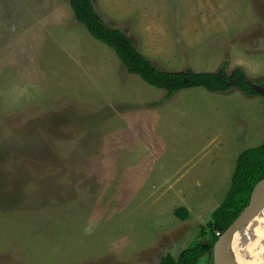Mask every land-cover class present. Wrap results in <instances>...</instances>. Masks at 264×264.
I'll return each mask as SVG.
<instances>
[{
  "label": "rangeland",
  "instance_id": "374dc122",
  "mask_svg": "<svg viewBox=\"0 0 264 264\" xmlns=\"http://www.w3.org/2000/svg\"><path fill=\"white\" fill-rule=\"evenodd\" d=\"M94 1L159 68H245L263 87L264 0ZM249 96L168 97L70 0H0V264H161L211 239L238 154L264 142V93Z\"/></svg>",
  "mask_w": 264,
  "mask_h": 264
},
{
  "label": "trees",
  "instance_id": "16d2710c",
  "mask_svg": "<svg viewBox=\"0 0 264 264\" xmlns=\"http://www.w3.org/2000/svg\"><path fill=\"white\" fill-rule=\"evenodd\" d=\"M70 5L77 20L94 38L115 51L129 73L138 75L152 86L166 90L168 97L182 89L200 86L213 92L236 86L248 95L260 94L254 81L240 68L230 74L226 68L218 72H198L192 68L184 71L161 69L137 48L134 41L121 28L106 24L94 0H70ZM261 85L264 88V83ZM263 178L264 142L260 146L244 150L239 155L229 190L209 223V228L213 232L212 238L207 240L206 232L202 230L198 241L192 247L181 251L178 257L166 255L162 258L161 264H201L219 239L220 235L217 232L223 234L236 220L249 204L255 186ZM175 215L186 220L189 218V211L185 207H180L175 210Z\"/></svg>",
  "mask_w": 264,
  "mask_h": 264
},
{
  "label": "water",
  "instance_id": "95a60500",
  "mask_svg": "<svg viewBox=\"0 0 264 264\" xmlns=\"http://www.w3.org/2000/svg\"><path fill=\"white\" fill-rule=\"evenodd\" d=\"M255 87L264 93L263 87H258L256 84ZM261 231H264V178L255 186L249 204L217 240L214 246L217 255L220 246L224 243L225 264H241L233 248L235 240L239 239L238 247L244 248L250 240L262 236V244H264ZM215 264H219V255Z\"/></svg>",
  "mask_w": 264,
  "mask_h": 264
},
{
  "label": "bare ground",
  "instance_id": "6f19581e",
  "mask_svg": "<svg viewBox=\"0 0 264 264\" xmlns=\"http://www.w3.org/2000/svg\"><path fill=\"white\" fill-rule=\"evenodd\" d=\"M264 236V231H261ZM239 239H236L233 248L241 264H264V244L262 236L252 239L244 248L238 247ZM242 253V255H240ZM226 246L223 243L219 248V264H225Z\"/></svg>",
  "mask_w": 264,
  "mask_h": 264
},
{
  "label": "crops",
  "instance_id": "0c3cea01",
  "mask_svg": "<svg viewBox=\"0 0 264 264\" xmlns=\"http://www.w3.org/2000/svg\"><path fill=\"white\" fill-rule=\"evenodd\" d=\"M237 68H238V67H237ZM237 68H236V69H237ZM234 70H235V69H234ZM243 70H244L245 72L248 73V71H247L245 68H244ZM247 73H246V74H247ZM247 75H248L249 77L252 78V76H251L249 73H248ZM212 92H213V91H212ZM246 95H247V94H246ZM248 96H249V95H248ZM249 97H250V98H257L256 96H255V97H253V96H249ZM247 149H248V148H247ZM245 150H246V149H245ZM243 151H244V150H243ZM243 151H242V152H243ZM242 152H241V153H242ZM241 153L238 154V157H239V155H240ZM238 157H237V159H238ZM237 159H236V162H237ZM235 165H236V164H235ZM234 169H235V168H234Z\"/></svg>",
  "mask_w": 264,
  "mask_h": 264
},
{
  "label": "built area",
  "instance_id": "2783aa9c",
  "mask_svg": "<svg viewBox=\"0 0 264 264\" xmlns=\"http://www.w3.org/2000/svg\"><path fill=\"white\" fill-rule=\"evenodd\" d=\"M218 235H220V236H221L220 232H218Z\"/></svg>",
  "mask_w": 264,
  "mask_h": 264
}]
</instances>
